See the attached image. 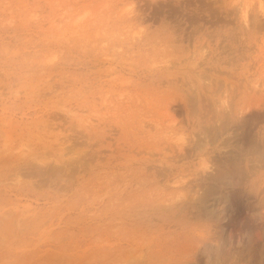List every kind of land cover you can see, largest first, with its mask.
<instances>
[{"label":"rangeland","instance_id":"374dc122","mask_svg":"<svg viewBox=\"0 0 264 264\" xmlns=\"http://www.w3.org/2000/svg\"><path fill=\"white\" fill-rule=\"evenodd\" d=\"M0 264H264V0H0Z\"/></svg>","mask_w":264,"mask_h":264}]
</instances>
